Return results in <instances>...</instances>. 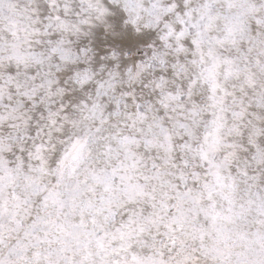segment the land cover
Returning a JSON list of instances; mask_svg holds the SVG:
<instances>
[{"label": "snow or ice", "instance_id": "snow-or-ice-1", "mask_svg": "<svg viewBox=\"0 0 264 264\" xmlns=\"http://www.w3.org/2000/svg\"><path fill=\"white\" fill-rule=\"evenodd\" d=\"M0 264H264V0H0Z\"/></svg>", "mask_w": 264, "mask_h": 264}]
</instances>
